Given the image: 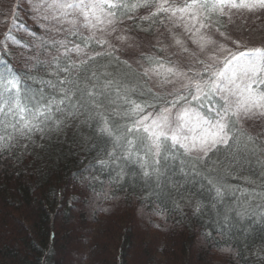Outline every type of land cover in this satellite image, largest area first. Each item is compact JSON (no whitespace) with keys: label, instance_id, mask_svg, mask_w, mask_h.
<instances>
[{"label":"snow or ice","instance_id":"6c2138e0","mask_svg":"<svg viewBox=\"0 0 264 264\" xmlns=\"http://www.w3.org/2000/svg\"><path fill=\"white\" fill-rule=\"evenodd\" d=\"M0 27V159L66 144L61 203L199 219L226 264L264 242V0H0Z\"/></svg>","mask_w":264,"mask_h":264},{"label":"trees","instance_id":"16d2710c","mask_svg":"<svg viewBox=\"0 0 264 264\" xmlns=\"http://www.w3.org/2000/svg\"><path fill=\"white\" fill-rule=\"evenodd\" d=\"M21 18L35 27L23 14ZM40 156L0 159V264H127L129 254H136L133 264H226L227 258L215 250L202 258L200 233L205 228L199 219L186 216L177 224L179 217L171 216L165 222L151 215V207L140 215L139 201L130 195L125 199L123 192L115 203L101 202L109 212L83 198L61 203V194L65 201L80 196L73 177L84 166L82 158L66 144H54ZM148 228L158 233L156 239H146ZM157 253L166 259H157Z\"/></svg>","mask_w":264,"mask_h":264},{"label":"rangeland","instance_id":"374dc122","mask_svg":"<svg viewBox=\"0 0 264 264\" xmlns=\"http://www.w3.org/2000/svg\"><path fill=\"white\" fill-rule=\"evenodd\" d=\"M259 227L260 226L257 225L256 226L257 230L255 231L254 235H251L249 237V240H248L249 247H244V245L240 241L235 242L237 245H239V250H241L243 253L244 258L241 259L243 264H261L260 260L251 254V253H254L255 251L259 250L260 248L264 247V242L261 241V232L259 231ZM212 230H213V233L215 234L214 229H212ZM143 233H145L146 239L148 241L156 239V236L158 234L154 229H149V228H148V230L143 231ZM153 250H155V248ZM141 253L142 252L140 251L139 256ZM160 254L161 253H157L155 256H157V259L164 261L166 259V257H163ZM135 256H136V254H134V257ZM134 257L132 254H129V259H128L127 255H126L127 264H129L128 262H130V264H133L132 261H133Z\"/></svg>","mask_w":264,"mask_h":264}]
</instances>
